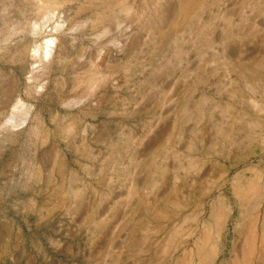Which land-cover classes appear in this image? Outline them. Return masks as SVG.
Listing matches in <instances>:
<instances>
[{
	"label": "rangeland",
	"instance_id": "1",
	"mask_svg": "<svg viewBox=\"0 0 264 264\" xmlns=\"http://www.w3.org/2000/svg\"><path fill=\"white\" fill-rule=\"evenodd\" d=\"M16 104L0 264H168L172 233L264 182V0H0V122Z\"/></svg>",
	"mask_w": 264,
	"mask_h": 264
},
{
	"label": "bare ground",
	"instance_id": "2",
	"mask_svg": "<svg viewBox=\"0 0 264 264\" xmlns=\"http://www.w3.org/2000/svg\"><path fill=\"white\" fill-rule=\"evenodd\" d=\"M34 32L37 33L38 28ZM53 41L52 38L47 39L44 56L48 57L53 54ZM39 47L34 49L36 55H39L37 54L40 50ZM41 48L43 49V47ZM42 51L40 52L42 53ZM27 119L28 114L22 113V107L16 104L11 108L9 115L0 122V129L8 130L12 127L22 126ZM249 128L253 129V127ZM233 193L237 198L236 206H227L225 201L219 199L212 201L208 215L198 232L200 225L196 222L187 238H176V233L170 235L166 243V263L216 264L220 253L217 245L220 232L226 226L228 219L233 217L236 219L234 225L235 238L230 249L231 258L227 264H264V207L263 209L260 207L261 200L264 198V182L259 183L255 177L242 181L236 180L233 183ZM252 196L254 199H260V204L257 206L250 205L248 202ZM185 219L186 217L183 221ZM196 232L197 236L193 240L192 246L188 248V240ZM224 263L225 261L221 260L217 264Z\"/></svg>",
	"mask_w": 264,
	"mask_h": 264
}]
</instances>
